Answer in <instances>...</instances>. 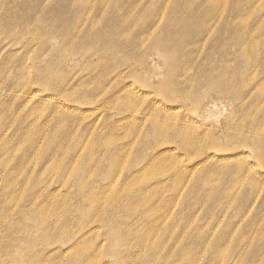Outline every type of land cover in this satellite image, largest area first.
Returning a JSON list of instances; mask_svg holds the SVG:
<instances>
[{
  "label": "rangeland",
  "instance_id": "374dc122",
  "mask_svg": "<svg viewBox=\"0 0 264 264\" xmlns=\"http://www.w3.org/2000/svg\"><path fill=\"white\" fill-rule=\"evenodd\" d=\"M0 264H264V0H0Z\"/></svg>",
  "mask_w": 264,
  "mask_h": 264
}]
</instances>
